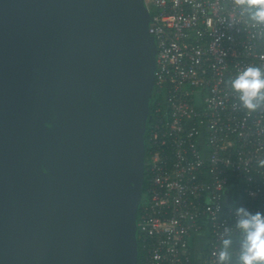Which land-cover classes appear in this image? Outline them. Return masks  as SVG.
Listing matches in <instances>:
<instances>
[{
    "label": "water",
    "instance_id": "water-1",
    "mask_svg": "<svg viewBox=\"0 0 264 264\" xmlns=\"http://www.w3.org/2000/svg\"><path fill=\"white\" fill-rule=\"evenodd\" d=\"M152 22L145 0H0V264H138Z\"/></svg>",
    "mask_w": 264,
    "mask_h": 264
},
{
    "label": "built area",
    "instance_id": "built-area-1",
    "mask_svg": "<svg viewBox=\"0 0 264 264\" xmlns=\"http://www.w3.org/2000/svg\"><path fill=\"white\" fill-rule=\"evenodd\" d=\"M145 2L158 48L155 88L166 91L170 116L149 137L140 264H220L222 238L232 241L228 264H237L244 230L236 208L264 212V104L243 108L231 81L248 66L264 69V25L241 14L240 0ZM230 185L243 198L226 206Z\"/></svg>",
    "mask_w": 264,
    "mask_h": 264
},
{
    "label": "clouds",
    "instance_id": "clouds-1",
    "mask_svg": "<svg viewBox=\"0 0 264 264\" xmlns=\"http://www.w3.org/2000/svg\"><path fill=\"white\" fill-rule=\"evenodd\" d=\"M239 7L247 20L264 25V0H240ZM231 87L238 93L243 108L256 110L264 104V69L246 67L231 81ZM235 211L240 217L238 226L244 230L237 264H264V212L256 211L253 214L243 206ZM231 244V239L222 238L218 253L220 264H228L230 261Z\"/></svg>",
    "mask_w": 264,
    "mask_h": 264
},
{
    "label": "trees",
    "instance_id": "trees-1",
    "mask_svg": "<svg viewBox=\"0 0 264 264\" xmlns=\"http://www.w3.org/2000/svg\"><path fill=\"white\" fill-rule=\"evenodd\" d=\"M159 106L162 107V112L157 111V108ZM150 114H151V119L148 123V128H147V132H146L147 156L149 154V146H150L149 137H150L151 128H152L154 122L158 119L166 120L170 116V107H169V102L167 99L166 91H160L159 92L157 90V88H155ZM146 186H147V181H146V177H145V185L143 188V195H144V192L146 190ZM226 193H227V200L225 202L226 206L230 205L231 203H236L238 200L243 198L241 189L235 185L228 186ZM142 207H143V199H142L141 208L139 210V217L142 213ZM202 237L205 238V262H207L208 261V255H209L210 241H211V233H210V228L208 226H205V235H203ZM143 252L144 251H142V249H140V251H139V264L142 261V257L144 255Z\"/></svg>",
    "mask_w": 264,
    "mask_h": 264
}]
</instances>
